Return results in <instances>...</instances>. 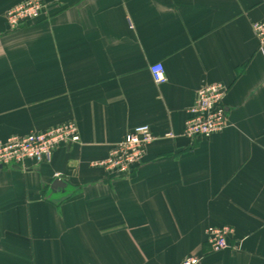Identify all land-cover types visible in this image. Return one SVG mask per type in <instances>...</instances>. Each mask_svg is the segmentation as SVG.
<instances>
[{"label":"crops","instance_id":"1","mask_svg":"<svg viewBox=\"0 0 264 264\" xmlns=\"http://www.w3.org/2000/svg\"><path fill=\"white\" fill-rule=\"evenodd\" d=\"M23 1L0 0V141L73 122L80 142L0 170V264H264V0H44L11 30ZM208 85L229 127L192 142ZM143 125L155 140L130 176L95 166ZM223 226L231 248L212 253Z\"/></svg>","mask_w":264,"mask_h":264},{"label":"built area","instance_id":"2","mask_svg":"<svg viewBox=\"0 0 264 264\" xmlns=\"http://www.w3.org/2000/svg\"><path fill=\"white\" fill-rule=\"evenodd\" d=\"M46 10L44 0H24L11 9L6 19L11 30H17L31 22L39 20ZM257 38V52L264 56V20L253 25ZM153 80L161 85L166 82L165 68L155 64L150 69ZM226 89L221 85L202 87L196 95V101L187 113L183 136L190 141L210 139L224 132L229 127V116L224 104ZM168 138H174L168 134ZM155 137L149 126H138L128 133L123 141L112 148L106 160L96 163L106 172L130 176L144 162L149 146ZM79 143L80 133L77 125L70 122L66 125L46 131L31 133L27 136H14L0 141V170L26 162L43 164L50 160L53 153L64 143ZM57 179L62 180L61 176ZM234 231L229 226L212 227L207 231V243L212 253L231 248L230 240ZM202 258L191 257L181 264H202Z\"/></svg>","mask_w":264,"mask_h":264},{"label":"water","instance_id":"3","mask_svg":"<svg viewBox=\"0 0 264 264\" xmlns=\"http://www.w3.org/2000/svg\"><path fill=\"white\" fill-rule=\"evenodd\" d=\"M67 187H68L67 183L64 182L63 180H60V179L56 180V181L54 182V184L52 185V189H53V190H57V189H63V190H66Z\"/></svg>","mask_w":264,"mask_h":264}]
</instances>
